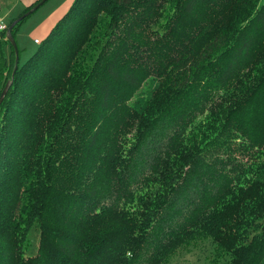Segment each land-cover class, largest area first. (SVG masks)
<instances>
[{
	"label": "trees",
	"instance_id": "trees-1",
	"mask_svg": "<svg viewBox=\"0 0 264 264\" xmlns=\"http://www.w3.org/2000/svg\"><path fill=\"white\" fill-rule=\"evenodd\" d=\"M6 28L0 264H264V0H71L15 69Z\"/></svg>",
	"mask_w": 264,
	"mask_h": 264
},
{
	"label": "rangeland",
	"instance_id": "rangeland-1",
	"mask_svg": "<svg viewBox=\"0 0 264 264\" xmlns=\"http://www.w3.org/2000/svg\"><path fill=\"white\" fill-rule=\"evenodd\" d=\"M20 1L21 0H0V18L6 25H8L9 22L17 17L23 10L24 6ZM66 1L67 0H45V2L16 24L13 33L11 32L16 44L14 61L16 55L20 60H23L37 47L38 43L34 42L33 38L36 37L37 39H42L47 34V31L45 30L49 24L50 28V26L56 21H54V19L58 12L62 10L59 15L61 16V14L67 9L68 6L63 8ZM170 10L171 6L167 4L166 7H163L161 10V14L155 16V30H158L162 25L165 21V14ZM102 40V37H97V39H93L90 42L93 44L92 47L88 46L89 49H85V63H88L90 57L94 56L95 50ZM10 44L12 45L10 40L9 43L5 42L3 44V50L6 55L10 52ZM148 88V83L141 87L142 90H147ZM1 242L2 241L0 240V243ZM37 244V230L34 229V227H30L26 232V236L22 239L19 251L23 255L34 254L37 250ZM161 264H228V255L223 253L222 250L216 246L210 236L198 233L188 243L181 245L169 254Z\"/></svg>",
	"mask_w": 264,
	"mask_h": 264
},
{
	"label": "water",
	"instance_id": "water-1",
	"mask_svg": "<svg viewBox=\"0 0 264 264\" xmlns=\"http://www.w3.org/2000/svg\"><path fill=\"white\" fill-rule=\"evenodd\" d=\"M45 0H39L37 1L32 7H30L28 10H26L20 17H18L17 19H15L7 28H6V35L8 37V39L11 41L12 43V46L14 48V51L16 52V44H15V41L13 40V37L11 35V28L13 26V24L20 18H22L23 16H26L28 15L29 13H31L34 9H36L39 5H41ZM17 62H18V57L16 55L15 57V64H14V69L16 68V65H17ZM10 84V81H8L5 86L3 87V89L1 90L0 92V102L2 100V97L4 96L8 86Z\"/></svg>",
	"mask_w": 264,
	"mask_h": 264
},
{
	"label": "crops",
	"instance_id": "crops-1",
	"mask_svg": "<svg viewBox=\"0 0 264 264\" xmlns=\"http://www.w3.org/2000/svg\"><path fill=\"white\" fill-rule=\"evenodd\" d=\"M33 1H35V0H21L20 2H21L22 5L25 7V6L29 5L31 2H33ZM70 2H71V0H67V1L65 2V6H64L63 8L67 7V6L70 4ZM63 8H62V9H63ZM61 11H62V10H60V12H58V14H57L56 18L54 19V21L57 20V18L59 17ZM49 25H50V24H49ZM49 25L47 26V28H46V30H45V31H47V32H48V29H50V28H49ZM52 25H53V24H52ZM52 25H51V26H52ZM51 26H50V27H51ZM47 32H46V33H47ZM35 38H36V37L33 38V41H34Z\"/></svg>",
	"mask_w": 264,
	"mask_h": 264
},
{
	"label": "built area",
	"instance_id": "built-area-1",
	"mask_svg": "<svg viewBox=\"0 0 264 264\" xmlns=\"http://www.w3.org/2000/svg\"><path fill=\"white\" fill-rule=\"evenodd\" d=\"M7 27V25L3 22V20L0 18V30H3ZM37 41V38L34 39V42Z\"/></svg>",
	"mask_w": 264,
	"mask_h": 264
}]
</instances>
